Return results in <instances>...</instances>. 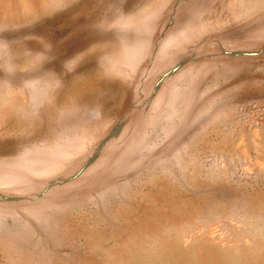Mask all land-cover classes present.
<instances>
[{"label": "rangeland", "instance_id": "obj_1", "mask_svg": "<svg viewBox=\"0 0 264 264\" xmlns=\"http://www.w3.org/2000/svg\"><path fill=\"white\" fill-rule=\"evenodd\" d=\"M0 264H264V0H0Z\"/></svg>", "mask_w": 264, "mask_h": 264}]
</instances>
